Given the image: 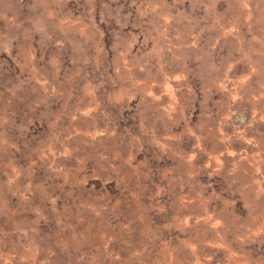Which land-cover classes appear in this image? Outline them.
Masks as SVG:
<instances>
[{
  "label": "rangeland",
  "instance_id": "rangeland-1",
  "mask_svg": "<svg viewBox=\"0 0 264 264\" xmlns=\"http://www.w3.org/2000/svg\"><path fill=\"white\" fill-rule=\"evenodd\" d=\"M0 264H264V0H0Z\"/></svg>",
  "mask_w": 264,
  "mask_h": 264
}]
</instances>
